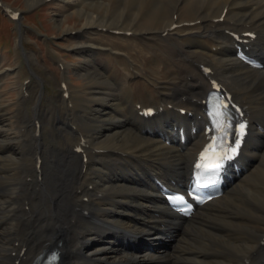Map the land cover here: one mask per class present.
I'll list each match as a JSON object with an SVG mask.
<instances>
[{
  "label": "bare ground",
  "instance_id": "bare-ground-1",
  "mask_svg": "<svg viewBox=\"0 0 264 264\" xmlns=\"http://www.w3.org/2000/svg\"><path fill=\"white\" fill-rule=\"evenodd\" d=\"M55 1L82 17L78 29H63L65 14L55 21L76 34L75 69L86 82L73 91L59 60L68 121L58 128L55 159L39 166L40 99L30 115L22 83L9 112L14 104L3 102L2 86L11 72L0 71V264H31L54 246L58 264H263L264 0ZM120 9L123 19L107 18ZM111 30L124 32L122 45L101 41ZM238 45L263 67L246 65ZM213 78L246 107L250 132L223 195L182 218L162 188L191 179L207 142L203 100ZM147 107H155L153 117L141 114ZM53 162L59 180H44Z\"/></svg>",
  "mask_w": 264,
  "mask_h": 264
},
{
  "label": "rangeland",
  "instance_id": "rangeland-1",
  "mask_svg": "<svg viewBox=\"0 0 264 264\" xmlns=\"http://www.w3.org/2000/svg\"><path fill=\"white\" fill-rule=\"evenodd\" d=\"M3 1L9 6L22 11L21 22H13L0 9V71L10 69L11 72L8 77L4 78L2 89L5 96L3 102L14 104V106L9 107V112L13 114L18 106L17 101L20 98L19 89L21 84L27 77L32 78L28 85L30 98L28 101L21 99L20 102L28 109L29 114L33 115V107L37 99H40L41 106H38L40 108L38 114L41 117V124H43L44 147L42 148V156L45 159L54 160L56 154L53 148L62 144L58 128L61 126L60 123L68 121L63 101L64 97L62 98L60 89L64 77L62 74L61 80L62 68L59 66V60H62L70 68V70L67 69V76L72 85L74 84L73 91L82 89L86 82L85 78L77 74L75 69L82 57L75 54L71 49V45L78 40L77 36L76 34L62 32L61 26L57 25L55 21V17L58 13H62L68 18V21L64 22L63 29L66 26L78 29L82 26V17L76 12L71 13L69 7L60 1L52 0L51 4L41 1L34 6H30L27 0ZM107 18L121 20L124 18V13L120 9V11H115L113 14L110 12ZM76 31L74 30V32ZM20 38L23 41L24 50ZM120 40V35L109 33L108 37H104V40L101 41H105L107 45H122L123 42ZM24 51L32 53L34 57H31L28 61L25 58ZM59 176L58 163H48L44 180H59ZM172 244L174 245L175 241ZM170 248L165 247L164 251Z\"/></svg>",
  "mask_w": 264,
  "mask_h": 264
},
{
  "label": "snow or ice",
  "instance_id": "snow-or-ice-1",
  "mask_svg": "<svg viewBox=\"0 0 264 264\" xmlns=\"http://www.w3.org/2000/svg\"><path fill=\"white\" fill-rule=\"evenodd\" d=\"M243 125H241V130H243ZM223 156H220V157H218L217 158V161H220V160H223ZM221 165H220V163L219 162H216V163H213L212 165H211V167H213V168H219Z\"/></svg>",
  "mask_w": 264,
  "mask_h": 264
}]
</instances>
